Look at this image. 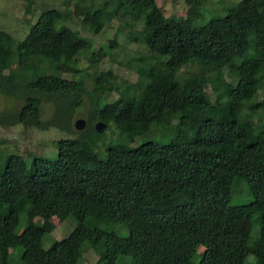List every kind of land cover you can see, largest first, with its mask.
<instances>
[{
  "label": "trees",
  "instance_id": "16d2710c",
  "mask_svg": "<svg viewBox=\"0 0 264 264\" xmlns=\"http://www.w3.org/2000/svg\"><path fill=\"white\" fill-rule=\"evenodd\" d=\"M97 1L77 0L74 17L91 29L104 18L139 26L129 38L149 55L132 60L137 81L114 102L115 77L99 64L116 42L91 52L89 90L77 61L91 43L64 25L59 11L42 10L21 41L0 31V63H17L0 69V94L22 104L0 116L1 127L48 129L43 101L58 117L86 99L90 105L83 131L53 141L54 159L33 157L27 168L13 153L0 165V264H13L11 250H19L20 264H82L88 249L99 264H264V125L252 123L264 101L251 104L264 91V0H240L203 25L194 19L207 0H185L183 19L165 17L156 0ZM186 66L196 71L180 75ZM63 68L75 78L57 76ZM97 122L129 143L145 140L109 146L101 159ZM237 181L248 186L247 204L228 203ZM53 218L76 225L45 249ZM102 223L123 225L128 236Z\"/></svg>",
  "mask_w": 264,
  "mask_h": 264
},
{
  "label": "rangeland",
  "instance_id": "374dc122",
  "mask_svg": "<svg viewBox=\"0 0 264 264\" xmlns=\"http://www.w3.org/2000/svg\"><path fill=\"white\" fill-rule=\"evenodd\" d=\"M77 0H0V31H5L12 35L16 41H21L29 31V24L36 22L42 10L55 9L61 13L62 22L72 30H76L81 37L91 43V49L85 53L77 61V67L81 70V77L86 81L89 90L93 89L92 76L93 69L89 68V57L92 51L98 50L101 47L106 48L109 42H116V47L110 49L109 54L99 64V68L103 71L110 70L115 77L114 83L117 90H114L108 98V102H114L125 85L135 84L138 75L130 67L138 66L133 59L143 56L148 58L149 55L145 48L132 41L129 34L134 33L139 29L121 26L117 21H109L103 19L92 29L83 26L80 19L73 15V9L76 6ZM103 1V0H98ZM106 1V0H104ZM240 0H207L199 10V15L194 19L195 25H203L211 18L222 17L225 14V9L230 5ZM65 2L67 4H65ZM107 2V1H106ZM157 5L162 9L165 17L176 16L177 19H183L186 16L187 5L185 0H156ZM108 51V49H106ZM241 59H236L239 63ZM17 65L15 60H6L0 63V69L7 72L10 68ZM196 67L186 66L181 70L180 75L185 73H193ZM26 72V70H23ZM47 73V72H46ZM56 75L61 78L73 80L75 75L65 72L64 68L56 71ZM224 76L228 83L233 84L235 80L230 77L228 70H224ZM225 88V86H223ZM206 92L210 95L212 102L215 101V94L212 86L206 88ZM264 101V91L259 93L252 100L251 104L256 106ZM21 102L17 99L6 97L0 94V116L6 113L14 112L21 107ZM89 100L86 99L83 105L76 108L72 114L64 115L59 113L56 116V107L53 104L43 101L41 107V120L48 125V129L39 130L36 128H25L21 125L3 128L0 126V165L4 164L9 154L17 153L25 158L27 168L31 167L33 157L46 159H54L57 151L53 145V141L63 138H73L79 131L74 128V123L78 119L85 121L89 111ZM253 124L264 125V108H258L257 113L252 116ZM83 129V130H84ZM82 130V131H83ZM156 135V132H154ZM145 140V137H138L133 143H129L123 135H121L114 127L109 126L99 134V141L94 148V152L99 158L106 157V149L109 146L118 145L122 148H132L140 145ZM166 143V142H163ZM251 199L248 186L244 182L237 181L232 185L231 194L228 203L230 205L247 204ZM24 214L20 217V228L27 224ZM36 225H41L40 218L34 219ZM55 225V230L46 234L43 239V247L48 249L53 242L59 241L67 237L75 227V222L67 220L61 222L56 218L52 219ZM101 227L109 232L116 233L120 237H127L128 230L123 225L102 223ZM258 226L254 225L251 232V240L257 237ZM13 254L12 263L20 264L17 260L19 253L14 256L19 250H11ZM82 264H99L98 255L88 249L84 255ZM251 260V257L248 258Z\"/></svg>",
  "mask_w": 264,
  "mask_h": 264
},
{
  "label": "water",
  "instance_id": "95a60500",
  "mask_svg": "<svg viewBox=\"0 0 264 264\" xmlns=\"http://www.w3.org/2000/svg\"><path fill=\"white\" fill-rule=\"evenodd\" d=\"M85 127V121L82 120V119H78L75 121L74 123V128L77 130V131H82ZM106 127V125L102 122H97L95 124V131L98 132V133H102L104 128Z\"/></svg>",
  "mask_w": 264,
  "mask_h": 264
}]
</instances>
